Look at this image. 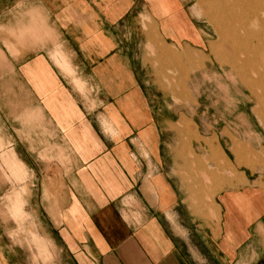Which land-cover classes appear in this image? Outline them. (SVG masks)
Masks as SVG:
<instances>
[{
	"label": "crops",
	"instance_id": "obj_1",
	"mask_svg": "<svg viewBox=\"0 0 264 264\" xmlns=\"http://www.w3.org/2000/svg\"><path fill=\"white\" fill-rule=\"evenodd\" d=\"M199 1L0 8V144L22 180L0 193L48 226L0 232V264H264V169L185 136L188 114L156 86L169 63L198 62ZM244 80L264 90V72Z\"/></svg>",
	"mask_w": 264,
	"mask_h": 264
},
{
	"label": "rangeland",
	"instance_id": "obj_2",
	"mask_svg": "<svg viewBox=\"0 0 264 264\" xmlns=\"http://www.w3.org/2000/svg\"><path fill=\"white\" fill-rule=\"evenodd\" d=\"M7 3L9 0H0V8ZM199 13L204 34L198 62L195 56L194 63L191 58H184L182 64L169 63L166 76L156 86L173 94L168 103L183 106L188 114L182 124L185 136L194 133L220 142L233 165L262 170L264 150L256 146V133L264 139V106H259L264 90L250 88L244 78L254 79L264 72V0H200ZM197 106L199 111L195 113ZM207 149L216 154V170L223 169L217 144L200 146L201 152ZM17 168L0 144V188L22 181L15 177ZM6 195L0 193V232L25 240L33 228L48 231L45 224H31L27 216L15 217L5 208L9 203ZM40 214L46 218L44 210Z\"/></svg>",
	"mask_w": 264,
	"mask_h": 264
},
{
	"label": "bare ground",
	"instance_id": "obj_3",
	"mask_svg": "<svg viewBox=\"0 0 264 264\" xmlns=\"http://www.w3.org/2000/svg\"><path fill=\"white\" fill-rule=\"evenodd\" d=\"M264 25V22H261Z\"/></svg>",
	"mask_w": 264,
	"mask_h": 264
}]
</instances>
